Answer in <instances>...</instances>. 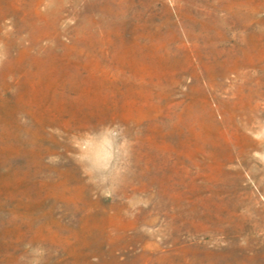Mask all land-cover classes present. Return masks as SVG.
I'll return each instance as SVG.
<instances>
[{
  "label": "rangeland",
  "instance_id": "1",
  "mask_svg": "<svg viewBox=\"0 0 264 264\" xmlns=\"http://www.w3.org/2000/svg\"><path fill=\"white\" fill-rule=\"evenodd\" d=\"M0 264H264V0H0Z\"/></svg>",
  "mask_w": 264,
  "mask_h": 264
},
{
  "label": "clouds",
  "instance_id": "2",
  "mask_svg": "<svg viewBox=\"0 0 264 264\" xmlns=\"http://www.w3.org/2000/svg\"><path fill=\"white\" fill-rule=\"evenodd\" d=\"M33 251H35V250H33Z\"/></svg>",
  "mask_w": 264,
  "mask_h": 264
}]
</instances>
